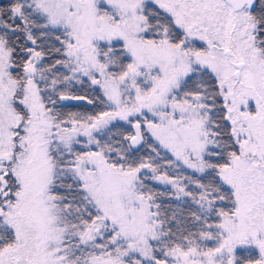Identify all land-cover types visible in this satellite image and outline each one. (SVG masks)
Instances as JSON below:
<instances>
[{
	"label": "snow or ice",
	"instance_id": "1",
	"mask_svg": "<svg viewBox=\"0 0 264 264\" xmlns=\"http://www.w3.org/2000/svg\"><path fill=\"white\" fill-rule=\"evenodd\" d=\"M0 264H264V0H0Z\"/></svg>",
	"mask_w": 264,
	"mask_h": 264
}]
</instances>
